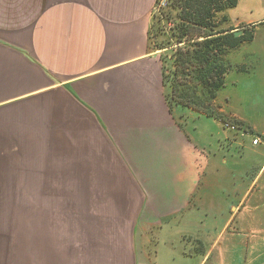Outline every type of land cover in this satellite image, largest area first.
Returning <instances> with one entry per match:
<instances>
[{
    "label": "crops",
    "instance_id": "obj_1",
    "mask_svg": "<svg viewBox=\"0 0 264 264\" xmlns=\"http://www.w3.org/2000/svg\"><path fill=\"white\" fill-rule=\"evenodd\" d=\"M156 2L0 0V264H13L19 208L39 264L264 252V0L229 10L233 31L254 36L229 54L219 117L170 100L149 46ZM213 207L197 231L192 220Z\"/></svg>",
    "mask_w": 264,
    "mask_h": 264
},
{
    "label": "trees",
    "instance_id": "obj_2",
    "mask_svg": "<svg viewBox=\"0 0 264 264\" xmlns=\"http://www.w3.org/2000/svg\"><path fill=\"white\" fill-rule=\"evenodd\" d=\"M239 1L167 0L162 14L166 7L170 30L160 28L154 10L149 46L153 51H168L161 58L171 101L218 116L213 103L234 68L229 54L254 36L252 30L242 35L233 31L228 11ZM159 3L157 0L156 7ZM157 29L170 35L169 39L160 38Z\"/></svg>",
    "mask_w": 264,
    "mask_h": 264
},
{
    "label": "rangeland",
    "instance_id": "obj_3",
    "mask_svg": "<svg viewBox=\"0 0 264 264\" xmlns=\"http://www.w3.org/2000/svg\"><path fill=\"white\" fill-rule=\"evenodd\" d=\"M166 2H167V0H160V3L158 4V6L155 9V13H156L155 15L157 16V18L159 20V24H160L161 29H164L166 27L169 29L168 24L166 22V14H167V13H165V12H167L166 7H165V12L162 14V12L164 10L163 7L167 5ZM228 14H229V11H228ZM159 31L160 30L157 29V33ZM245 32H248V30H246ZM159 37L160 38L163 37L164 39L167 40V39H169L170 35L160 31ZM158 51L161 52L162 56H165L168 53V51H166L165 49L164 50H158ZM229 58H230V55H229ZM228 73L226 75V83H225L224 87H226V85H227ZM168 89L170 91L171 88L168 87ZM216 99L214 100L213 105L215 106V109L217 107V109H216L217 113H218L217 117L223 116L218 110V108H220V106L218 107V105L216 104ZM173 103L176 105H182V104L176 103L174 101H173ZM182 106H185V105H182ZM186 107H189V106H186ZM189 108H192V107H189ZM192 109L199 112L198 110H196L194 108H192ZM223 121L225 122V120H223ZM226 121H228V119ZM228 122L232 123L235 126H238V124H239L238 120H235V119L234 120L229 119ZM256 139H258V141L260 140L259 138H256ZM262 192H263V190L260 188L259 194H262ZM199 193H200L199 190H197V194H195V198H194L195 204L191 208V210L195 211V212L199 211L198 202H196L197 197L199 196ZM257 205L258 204H256V205L254 204V200L253 201L251 200L250 206H247V209L253 215V218H254V219L252 218V222H253V220H254V222L259 221V220H257V218L261 219L262 216L264 217V214L262 216L260 215L259 207ZM222 207H223V205L220 204V209ZM216 209H218V208L213 207L211 209H209V208L202 209L204 211V213H202L201 219H199L198 218L199 216L197 215L198 217L196 218V220H194V219L192 220L193 222H196V224H197L196 225L197 231L200 230L203 233L205 231L206 227H209V226H211V224H213L212 221H214L215 219L214 218H208L206 213L208 214V216H210L211 213H208V212L211 211L212 213H215ZM262 212H264V211H262ZM22 214H23L22 208H19L18 210L16 209L15 218L13 219V222L11 224V226L14 227V244H11V252H10L11 256L13 258L12 259L13 264H39L37 228H35L34 230L30 229L28 227V225L26 224V220L22 217ZM237 236L241 239V238L247 237L248 234H246V233H245V235L238 234ZM256 236H255V238H256ZM228 239H230V236L228 237ZM228 242H229V240H226L224 242V245ZM230 245H228L226 247L230 248ZM237 247H238V251H236V252H234L235 250L232 252L231 251L224 252L225 255L222 257L221 260H223V262L225 264H249L252 260H254L255 258H258L259 255H260V257L264 256V252H258V251H255L253 249L249 250L248 247H246V245H244V244L238 245ZM232 253H233V256H232V258H230ZM261 260H263V258ZM259 262H260V260H258L256 264H259ZM193 264H194V262H193Z\"/></svg>",
    "mask_w": 264,
    "mask_h": 264
},
{
    "label": "built area",
    "instance_id": "obj_4",
    "mask_svg": "<svg viewBox=\"0 0 264 264\" xmlns=\"http://www.w3.org/2000/svg\"><path fill=\"white\" fill-rule=\"evenodd\" d=\"M254 142H255V143H258V139H255Z\"/></svg>",
    "mask_w": 264,
    "mask_h": 264
}]
</instances>
